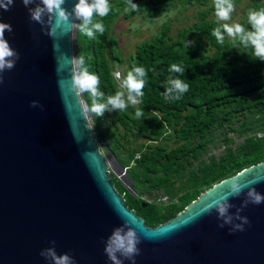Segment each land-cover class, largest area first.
<instances>
[{
	"label": "water",
	"instance_id": "water-1",
	"mask_svg": "<svg viewBox=\"0 0 264 264\" xmlns=\"http://www.w3.org/2000/svg\"><path fill=\"white\" fill-rule=\"evenodd\" d=\"M75 3L66 0L63 7L71 12ZM0 22L11 24L5 38L20 55L0 84V264H48L39 253L51 241L58 255L69 253L76 264H111L102 241L125 220L141 239L136 264H264V203L240 213L250 222L243 232L232 233L228 224L219 228L223 220L215 210L197 218L226 189L208 192L238 173L264 195V161L216 183L165 223L146 226L115 189L71 88L74 21L50 37V18L44 25L29 23L28 9L15 0L10 11L0 10ZM34 100L43 108H31ZM247 192L229 198V214L235 215Z\"/></svg>",
	"mask_w": 264,
	"mask_h": 264
},
{
	"label": "trees",
	"instance_id": "trees-1",
	"mask_svg": "<svg viewBox=\"0 0 264 264\" xmlns=\"http://www.w3.org/2000/svg\"><path fill=\"white\" fill-rule=\"evenodd\" d=\"M149 1L154 3V7L149 9V16L171 5L190 6L198 2L206 7L198 13V21L190 28L178 29L173 36L170 26L163 25L156 36L135 48L125 62L124 75L127 76L133 65L145 67L144 95L138 98L140 102L136 107L129 106L126 111L112 110L109 106L114 130L101 126L95 133L97 141L105 142L111 155L128 167L127 175L133 180L138 195L130 194L110 174L115 189L123 195L125 205L142 217L146 226L154 228L174 218L216 183L264 161V134L261 138L250 135L244 137L235 149L227 147L218 159L210 158L196 171H190L187 181L181 182L182 193L176 196L175 203L168 202L159 209L141 199L143 188L148 191L163 189L170 195V188L183 178L187 166L192 165L191 161L199 157L198 150L205 147L208 135L229 124L234 127L232 123L238 115H254L257 125L264 127V62L256 60L250 49L233 47L227 34L223 45L211 36V31L220 26L207 19L215 11L213 0ZM132 2L137 4L136 0ZM109 4L112 10L102 21L104 34H97L95 39L90 40L82 36L78 29L75 42L78 58L83 55L89 72L99 76V90L104 95L98 98V102L103 103L109 95L120 90L112 78L110 63H124L116 52L117 40L110 35V24L126 7V0H114ZM261 7H264V2L253 4L252 9ZM133 12H126V15ZM99 19L94 17V20ZM245 29L251 30L248 21ZM172 64L185 69L183 76L169 73L168 68ZM170 75L174 78L179 76L189 84L188 91L179 100H165L162 95ZM83 95L90 109V94L84 92ZM137 110L143 111L142 117L135 115ZM253 122L247 127H254ZM119 129L124 130V135H116ZM134 132L146 140L144 151L142 147L128 149L121 143V137ZM165 136L174 139V148L167 150L159 143ZM123 154H126L124 158Z\"/></svg>",
	"mask_w": 264,
	"mask_h": 264
},
{
	"label": "clouds",
	"instance_id": "clouds-1",
	"mask_svg": "<svg viewBox=\"0 0 264 264\" xmlns=\"http://www.w3.org/2000/svg\"><path fill=\"white\" fill-rule=\"evenodd\" d=\"M66 0H21V3L28 9L29 23H37L44 25L45 17L50 18V27L46 35L54 36L57 29L62 26L71 24L74 20H79L81 23L77 25L82 36L88 39H95L97 34L103 35L105 32V25L102 22L103 18L108 16L112 10L109 0H78L75 3L71 12L65 7ZM216 22L219 25L220 21H228L231 19V14L235 11L234 0H213ZM15 3V0H0V10L4 12L10 11ZM35 5L34 7H30ZM139 5L126 0L125 12L139 11ZM94 17H99V20H94ZM53 18H55V25H53ZM247 21L251 30H246L242 24H228L224 23L211 31V36L215 38L218 44L223 45L225 41V34L231 38L233 47H243L250 49L252 55L256 60L264 62V7L260 9H251L247 14ZM13 28L11 24L0 22V84L3 83V74L6 71H11L16 66L20 59L19 53L11 47L8 40L5 38V32L12 33ZM190 43V42H188ZM187 43V47H188ZM54 50L59 51V44H54ZM78 64L80 71L77 75L71 78V88L78 89L81 93H89L91 97V107L89 111L97 117H102L109 106L112 110L126 111L130 105H136L140 102L138 98L144 95L143 89L146 84L147 70L143 66L133 65L132 70L127 73L126 78L123 79L120 90H117L114 95L107 97L106 103L98 102V98L103 97V93L99 90V76L90 73L85 66V59L83 55L79 57ZM58 68V73L61 71ZM169 73H177L183 76L185 69L177 64H172L168 68ZM119 78V73L116 74ZM179 76H168L166 79L162 93L165 100L173 101L181 99L182 95L189 89V84L180 79ZM66 81L59 80L61 91L65 87ZM31 108H43L38 101H32ZM142 110H137L136 116H143ZM88 155V154H86ZM244 173H238L231 179L222 181L218 186H214L210 193L215 192L219 188H225L224 194L211 199L210 202L205 203L197 214L210 215L213 210L218 213V218L223 220L219 224V228H223L225 224L231 225V232L245 231V225L250 222L246 216L240 213L249 205H259L264 203V195L255 191L251 183H242L240 177ZM258 182V181H257ZM245 189H248L247 198L237 208L235 215L229 214V208L232 207L228 203L230 197H238ZM206 197V196H205ZM122 217L127 216V213H121ZM239 221L234 223L233 221ZM105 245L104 254L107 256L111 264H124L128 261L129 264H136L135 258L140 255L141 243L140 236L136 230L130 226V223L125 222L117 228H114L108 238L102 241ZM51 247L42 249L39 255L44 258L48 264H76L74 258L69 253L57 254L55 248V241H51Z\"/></svg>",
	"mask_w": 264,
	"mask_h": 264
},
{
	"label": "rangeland",
	"instance_id": "rangeland-1",
	"mask_svg": "<svg viewBox=\"0 0 264 264\" xmlns=\"http://www.w3.org/2000/svg\"><path fill=\"white\" fill-rule=\"evenodd\" d=\"M114 0H110L111 3ZM264 0H234L235 11L231 14V19L228 21H220L219 25L224 23L228 24H242L245 28L247 24V14L248 11L253 8V4L262 3ZM136 3L140 6L139 11H135L129 16L126 15L125 8L122 9L120 14L116 16L110 24V35H113L117 40L116 52L119 53L124 63H110V72L112 73V78L114 83L120 88V85L126 76L124 75L126 64L129 57L133 55L135 48L144 41L156 36L159 33L160 28L163 25L170 26V34L175 35L178 29L190 28L193 23L198 21V13H200L206 6H200L198 2H195L190 6H169L166 10L161 12H154L151 16L148 15L149 9L154 7V3L149 0H136ZM208 20L216 22L215 11L211 12ZM81 22L79 20H74V70L75 75L79 73L78 70V56L76 54V36L78 27ZM217 23V22H216ZM228 37V36H227ZM228 39H231L228 37ZM119 73V78L116 74ZM79 99L81 101L87 124L96 138L95 131L103 126L106 128H111L114 130L112 125V116L110 109L106 110L102 117H97L92 114L87 107V103L84 100V95L78 89H76ZM131 107H136V105H130ZM136 115V114H135ZM256 118L254 115L245 114L238 115L236 120L233 121L230 127L229 125L222 128L215 129L207 137V141L204 142L205 147L198 150L199 157L196 160H192V165L187 166L186 170L183 172V178L180 181L175 182V185L170 188L171 193H164L163 189L148 191L146 188L141 189V199L146 203H152L159 209H162L166 203H175L177 195L182 193L181 182L187 181L188 173L190 171H196L202 163H208L210 158L218 159L222 155L226 148L235 149L242 142L244 137L254 135L257 138L263 136L264 127L257 125ZM254 121V127H247L250 123ZM251 128L252 130H249ZM116 135H124V130L119 129L115 132ZM97 140V138H96ZM121 143H124L128 149L134 150L142 147V151L145 150L146 140L140 136L138 132L128 133L124 137L120 138ZM99 150L104 156L105 161L107 160V170L112 174L122 186L132 195L137 196L138 190L133 185V180L127 175V169L125 165L119 163V161L114 158L106 147V143L103 141H97ZM159 143L163 145L167 150L174 148L176 143L172 137L165 136ZM126 154H123V158ZM130 167V166H129ZM188 183V182H186Z\"/></svg>",
	"mask_w": 264,
	"mask_h": 264
},
{
	"label": "bare ground",
	"instance_id": "bare-ground-1",
	"mask_svg": "<svg viewBox=\"0 0 264 264\" xmlns=\"http://www.w3.org/2000/svg\"><path fill=\"white\" fill-rule=\"evenodd\" d=\"M106 162H107V160H106ZM108 164V163H107Z\"/></svg>",
	"mask_w": 264,
	"mask_h": 264
}]
</instances>
